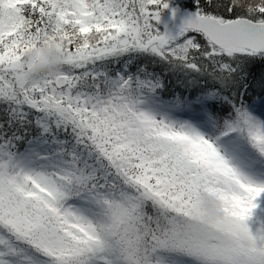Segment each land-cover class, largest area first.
<instances>
[{"label": "snow or ice", "instance_id": "snow-or-ice-1", "mask_svg": "<svg viewBox=\"0 0 264 264\" xmlns=\"http://www.w3.org/2000/svg\"><path fill=\"white\" fill-rule=\"evenodd\" d=\"M0 264H264V0H0Z\"/></svg>", "mask_w": 264, "mask_h": 264}, {"label": "trees", "instance_id": "trees-1", "mask_svg": "<svg viewBox=\"0 0 264 264\" xmlns=\"http://www.w3.org/2000/svg\"><path fill=\"white\" fill-rule=\"evenodd\" d=\"M177 2H178V4H180V5H184V4H188V3H189V0H177ZM189 10H191V9L189 8ZM156 71H160V68L157 67V68H156ZM257 71H258V69H257ZM173 87H174V81H172V83L169 84L168 92H171V90H172ZM167 94H168V93L166 92L165 95L167 96Z\"/></svg>", "mask_w": 264, "mask_h": 264}, {"label": "clouds", "instance_id": "clouds-1", "mask_svg": "<svg viewBox=\"0 0 264 264\" xmlns=\"http://www.w3.org/2000/svg\"><path fill=\"white\" fill-rule=\"evenodd\" d=\"M32 59V57H29V60H31ZM56 58H55V53H53L50 57H49V60L50 61H54ZM55 64L53 63V65H52V67L53 68H55ZM46 69H44V68H41V69H39L38 70V72H37V74H40L41 72H43V71H45Z\"/></svg>", "mask_w": 264, "mask_h": 264}, {"label": "water", "instance_id": "water-1", "mask_svg": "<svg viewBox=\"0 0 264 264\" xmlns=\"http://www.w3.org/2000/svg\"><path fill=\"white\" fill-rule=\"evenodd\" d=\"M187 11H190L189 9H187Z\"/></svg>", "mask_w": 264, "mask_h": 264}]
</instances>
